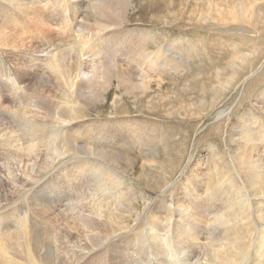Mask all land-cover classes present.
I'll return each mask as SVG.
<instances>
[{
	"label": "rangeland",
	"instance_id": "1",
	"mask_svg": "<svg viewBox=\"0 0 264 264\" xmlns=\"http://www.w3.org/2000/svg\"><path fill=\"white\" fill-rule=\"evenodd\" d=\"M20 1L23 4L12 6L11 0H0V208H10L4 211L5 222L21 218L17 211L21 216L23 209L27 211L28 203L19 197L36 180L50 172L59 177L69 164L84 168L93 160L95 166L68 181L72 190L79 185L77 193L65 183L61 190H52L43 220L33 217L36 208L29 204L33 210L27 232L45 240L46 248L39 251L49 254L51 264H62L60 259L63 264H123V260L158 264L156 249L164 255L167 245L158 235L154 244L152 231L145 226L159 215L162 234L163 216L183 206L192 211L193 221L200 219L194 226L199 240L189 246L186 257L174 243L177 251L167 257L172 264H218L216 253L228 257L219 264H264V194H253L261 188L264 192V0H83L77 3L79 24L74 27L65 24L54 8L44 10L47 21L40 25L42 1ZM63 59L86 63L97 80L92 95L84 91L89 104L78 98L84 108L80 119L64 132L61 124L52 128V113L63 103V82L50 70L58 60L65 68ZM62 71L67 75L72 70ZM77 79L86 88V76ZM140 79L148 89L128 93ZM34 126L43 130L42 139L28 134ZM62 135L74 143L82 135L91 136L93 153L94 147L103 150L102 157L93 154L95 158L104 164L106 151L111 150L117 153L110 162L116 170L127 169L122 158L131 163L127 170L133 168L124 179L119 177L125 201H115L107 192L108 203L98 202L105 216L94 224V235L82 233L79 223L64 216L63 210L74 202L77 213L87 219L92 203H97L93 197L100 200L102 186L116 183L100 170L97 159L77 152L59 157ZM31 137L30 143L37 147L21 151L19 147ZM56 156V163L48 164ZM258 162L263 168L253 181L255 171L247 168ZM23 177L27 181L20 186ZM63 197L71 201L61 204ZM127 207L142 213L137 223L135 215L128 217ZM124 215L128 228L134 227L113 237L103 223L108 218L114 224ZM64 217L70 220L67 226ZM173 219L165 239L168 245L188 229L183 224L195 225L185 218L176 220L175 214ZM57 228L70 238L65 241ZM0 230H9L0 233V241H9L13 261L28 264L21 238L10 233L12 229ZM103 238L108 241L103 243ZM39 255L35 254V262Z\"/></svg>",
	"mask_w": 264,
	"mask_h": 264
},
{
	"label": "bare ground",
	"instance_id": "2",
	"mask_svg": "<svg viewBox=\"0 0 264 264\" xmlns=\"http://www.w3.org/2000/svg\"><path fill=\"white\" fill-rule=\"evenodd\" d=\"M42 2V6L40 7L41 10H42V13L38 16V19L40 20V25H44L45 24V20L47 21V15L44 10L46 9H51V8H54V9H58L56 11L57 14L60 15V18L64 20L65 24H71V26L73 25V27L78 23V20H77V17H78V13L80 12L79 10V4H77L78 2L80 1H83V0H41ZM11 4L12 6L13 5H16V4H23L22 1L20 0H11ZM33 10H35V6H33L32 8ZM69 19V20H68ZM47 24V23H46ZM64 24V23H63ZM79 24V23H78ZM65 26V25H64ZM107 26H104V28H106ZM81 30V29H80ZM134 47V46H133ZM40 52H43V50H41ZM51 53V52H50ZM54 53V52H53ZM43 56H45L46 54H43ZM55 55V54H53ZM115 55V54H114ZM82 57V56H79V58ZM46 58H43L42 60H45ZM57 58L55 57L54 60H56ZM64 60V66L65 68H61V61L58 60L57 61V64H51V67H50V70H53L52 72H55L56 75H55V78L57 80H60L63 82V96L61 97L62 98V101L63 103H61L60 101V107L58 108L57 111H54L52 113L53 115V119H54V122L55 124L53 125L52 128H56L58 126V124H61L60 127H63L61 128L60 130L61 131H66V129H69L70 128V125L77 119H80L79 117L81 116L82 114V111L84 110L83 108V104L81 102H78V98H80L81 101H83L85 104H89V101L87 98H84L83 95H85L84 91L86 90L87 93L89 95H92L93 94V86H96V85H93L94 82H97L96 80V72L94 71V69L92 68H89L88 66V69H87V64L82 62V61H67L65 59ZM66 64V65H65ZM62 70H72L70 73H68L67 75L63 73ZM75 70V71H74ZM83 70H87V71H83ZM85 75L87 80L85 81L86 82V88L85 87H82V84L80 82H78V77L80 75ZM26 76V75H25ZM65 76V78H64ZM89 76V77H88ZM118 76V75H117ZM120 76V74H119ZM129 76V74H128ZM20 77V76H19ZM127 77V76H126ZM130 77V76H129ZM120 78V77H118ZM1 79V78H0ZM122 80V79H120ZM119 79H117V81L119 82L120 81ZM128 80V79H127ZM8 81V80H7ZM10 81V80H9ZM17 81V80H16ZM19 81V80H18ZM121 82V81H120ZM128 82V81H126ZM141 82V79L139 80V83H135V85L133 86V88H129L127 90L128 93H132L133 90H142V91H145L147 90V86H145L143 83H140ZM16 83V82H15ZM87 83H91V85L87 84ZM122 83V82H121ZM125 83V82H124ZM132 83V82H131ZM1 84V83H0ZM9 84V82H8ZM85 84V83H84ZM96 84V83H95ZM14 85V84H13ZM120 85V84H119ZM128 87H129V84H127ZM10 86V85H9ZM121 86V85H120ZM131 86V85H130ZM12 87V86H11ZM15 87V86H14ZM124 87V86H122ZM126 87V86H125ZM124 87V88H125ZM24 88V87H23ZM16 89V88H15ZM18 89V88H17ZM124 90V89H123ZM104 91V89L102 90V92ZM126 91V90H125ZM100 92V91H98ZM38 94V93H37ZM11 96V94H10ZM82 97V98H81ZM14 100V99H13ZM41 102V101H40ZM39 102V103H40ZM43 104V102H42ZM40 106V105H39ZM47 114H51V110L49 109V107L45 106L43 104ZM64 107V108H63ZM68 107H70V109H68ZM15 113V112H14ZM18 114V113H17ZM24 116V115H23ZM29 117V116H28ZM83 117V115H82ZM35 118V117H34ZM21 120H23V118H21ZM29 120V119H28ZM19 122V121H18ZM17 122V123H18ZM11 123V122H10ZM45 123V122H44ZM16 124V123H15ZM12 125V124H11ZM52 125V124H51ZM69 126V127H68ZM6 128V127H5ZM8 128V127H7ZM13 129V128H11ZM71 130V129H69ZM2 132V131H1ZM24 132V131H23ZM28 134L29 135H33L32 137L36 138V139H42L41 136L43 134V130L40 129V127H32V128H28ZM60 132V131H59ZM22 134V133H20ZM1 135V134H0ZM11 136V135H10ZM21 137V136H19ZM32 137L29 138L28 140L25 141V145H22L21 147H19L21 149V151L23 150L24 151H33L37 146L34 144V143H30L32 141ZM48 137V136H47ZM260 137V136H259ZM50 138L52 140V136L50 135ZM91 136H84L82 135V138H79V140L77 142H71L69 137L65 136V135H62L61 139L59 140L60 143H61V150L59 151L58 153V156L61 157L62 155L65 156L67 155V153L69 152H77V154L79 153L80 154H84L82 156H86V157H89V158H92V159H97L98 161H100V158L102 157V152L103 150L102 149H97V147H94V153H93V147H91ZM253 138H254V135H253ZM255 139V138H254ZM49 140V139H48ZM75 141V140H74ZM29 142V143H28ZM33 142V141H32ZM16 143V142H15ZM78 143H81V145H77ZM127 143V142H126ZM9 144V142H8ZM59 145V144H57ZM2 146V145H1ZM9 146V145H8ZM18 146V145H17ZM15 146V147H17ZM54 146V145H52ZM108 146V145H107ZM106 146V147H107ZM40 147V146H39ZM24 148V149H22ZM55 149V147H53ZM6 149H9L7 146H6ZM39 149V148H38ZM58 149V148H57ZM46 150V149H45ZM4 151V150H3ZM9 151V150H8ZM41 151V150H40ZM36 152V151H35ZM57 152V151H56ZM3 153V152H2ZM48 153V151H47ZM15 154V153H14ZM31 154V153H30ZM34 154V153H33ZM42 154V153H41ZM46 154V152H45ZM93 154L96 156L98 155L100 158H95L93 156ZM117 154V153H116ZM114 153V151H106V155H105V163L103 164L102 161H100L102 163V165H99L100 167V170L102 171H106L108 173L107 176H109V181L110 180H114L115 181V185L113 186H102V189H104V191H101V194H100V200H97V198H94L93 197V200H95L97 203H92V207H90L91 209V212L89 213V215L87 216L88 218L86 219L85 216L82 214H78L76 210L78 209H75V207H77L74 202L72 204H69L68 205V208L66 210H63V214L64 216L67 215L71 220L72 222L75 221L77 222V225L79 223V227L81 228L82 230V233L84 232L85 235H94L95 232L93 231L94 230V224H97L99 223L103 216H105V213H103L100 209H99V206H98V202H100L101 200H103L106 204L108 203L107 201V192L114 197V200L115 201H125V199L122 197V195L124 194V192L122 191V193L120 192L119 188H123V186L121 187V179H124L125 178V175L126 173L128 174V172L130 170H132L133 168L127 170L130 166H131V163H128V161L125 159V158H122V162H121V165L125 166L127 169H121L122 171H118L114 168L113 165H111V161H113L115 158H117V155ZM1 155V154H0ZM91 155V156H90ZM115 155V156H113ZM4 156V155H3ZM9 156V155H8ZM35 156V155H34ZM2 157V156H1ZM36 157V156H35ZM53 157V156H52ZM27 158V157H26ZM48 159V158H47ZM51 159V158H50ZM56 158L53 159L52 161H50V165H53L56 163ZM21 160V159H20ZM36 160V158H35ZM34 160V161H35ZM71 162V160H68ZM82 162V161H81ZM44 163V162H43ZM84 164H87V163H84ZM95 164L97 163H94L93 164V160L91 161V164L89 163V165L87 167H84L82 168L80 164H77L75 162L71 163L68 165L69 168H62V175H58L59 177H55L53 176L52 174L49 173V175H47L44 179H40V180H36L33 184H32V187L30 189L32 190H28L26 191L25 193H22L21 196L19 197L20 199H22L23 202L25 203H28L27 204V211H29V213H27L26 210L23 209V206H22V216L19 214V212L17 211L16 213V216H20L21 218H17L16 220H10V221H7L5 222V217L6 219L8 218V216H3V214L6 212L5 210H9V206H3L0 208V229H12L10 230V233H13L15 234L14 236H16L17 238L20 237L21 238V248H25L27 250V259H26V262L28 264H51V261H50V256L48 253H45V252H40V247L41 248H46V243H45V240H38V236L35 237L34 236V233L30 234L29 232H27V229H28V220H29V217L28 215L31 216V212H30V209L33 210V208L35 207L36 210L35 212H33V217L35 218H38L39 220H43L44 219V216L43 214L46 213L45 209L47 208V202H50V193H52V190L54 191V189L56 191L58 190H61L60 187H62L65 183L66 186H68L70 188L71 191L77 193L76 189L79 188V185L76 186V188L74 190H72V186L73 184L72 183H68V181L70 179H76L78 175H80L83 171V169L85 170L86 168H90V167H93L95 166ZM114 164V163H113ZM1 166V165H0ZM43 166V165H42ZM46 166V165H44ZM49 166V165H48ZM117 166V165H116ZM64 167V166H62ZM67 167V166H66ZM260 167H261V163L258 162L257 164H254L252 163L248 168L247 170H254L255 173H254V177H253V181H257V179H259V173H260ZM27 168V167H26ZM44 169H46L45 167H43ZM117 168V167H116ZM263 168V166L261 167ZM10 170V169H9ZM55 170V169H54ZM99 170V169H98ZM98 170H93V175H96L97 176V179L100 178L99 175H98ZM113 171V172H112ZM26 172V171H25ZM41 171H38L37 173H39ZM22 173H24V171H22ZM55 173V172H54ZM262 173H264V169H262ZM27 174V173H26ZM25 174V176H26ZM31 174V173H30ZM222 174V172H221ZM21 175V174H20ZM39 175V174H38ZM84 175V174H82ZM92 175V176H93ZM24 176V177H25ZM34 176H37V175H34ZM22 178L19 182L20 186L23 184V183H26L27 181V178L30 177V180L29 181H33L34 178L31 177V176H28L27 178ZM88 177V176H87ZM120 177V178H119ZM261 177V176H260ZM228 178V182L229 184H231L232 186L235 187L233 181L231 179ZM262 178V177H261ZM81 179V178H80ZM13 180L17 181L15 177H13ZM100 181L101 183L104 182L103 179L100 178ZM73 182V181H72ZM80 182V180H79ZM82 183V182H81ZM7 185V184H6ZM65 186V187H66ZM90 186V185H89ZM230 186V185H229ZM262 186V185H261ZM238 187L241 189H244L245 187L242 186V184H239ZM264 187V186H263ZM9 188V187H8ZM116 188V189H114ZM131 188V186H130ZM110 189V190H109ZM128 189V188H127ZM236 189V187H235ZM99 190V189H98ZM101 190V189H100ZM106 190V191H105ZM264 190V188H263ZM69 192V191H68ZM121 193V194H120ZM242 195H246L248 192H241ZM25 194V195H24ZM93 194V193H92ZM253 194H264V192L262 191V188L261 190H257L255 193ZM74 195V194H73ZM95 195V194H94ZM119 195V197L117 198V196ZM60 196V195H58ZM166 196V195H165ZM18 198V200H19ZM53 198V197H52ZM133 198V197H131ZM144 198V197H143ZM127 199V198H126ZM134 199V198H133ZM145 199V198H144ZM53 200V199H52ZM92 199H90L91 201ZM71 200L67 198L65 199L64 197L61 198L60 200V203L62 204L63 202H66L67 204L70 202ZM112 201V200H110ZM17 202V200H16ZM23 203V204H25ZM29 204H32L33 205V208H32V205L29 206ZM54 205V204H53ZM171 205V204H170ZM26 206V205H25ZM43 206V208H42ZM86 206V205H85ZM14 208V207H13ZM41 208L39 211L38 209ZM52 208V207H51ZM87 208V206H86ZM49 210V209H48ZM93 210L96 214L93 215ZM186 210V212L184 213L183 211ZM5 211V212H4ZM21 211V210H20ZM127 211V215L128 217L130 218L131 216L135 215L136 216V219H134L135 223H137L140 219V217L142 216V213L140 212H135L132 210L131 207H127V209L125 210ZM188 211V212H187ZM192 212V211H191ZM188 208L186 209L184 206L183 207H174L173 209L169 210L164 216L163 218L165 219L164 221V224L162 225V234L159 233V225H160V220L161 218L159 219V215L156 216L155 218H153L154 216H152L149 220V222L146 224V229H148L149 231H152V239L154 240V244H156L158 242V239H157V235L159 238H161V240L164 242L166 246V248L162 249L163 252H164V255L162 254V252L160 251V249L157 247L156 249V255L158 257V264H172V262L170 260L167 259V257L171 256L172 253H174L175 251H177L175 248H174V243H177V246L178 248L180 247L181 248V252H182V256L183 257H186L185 255V252H188V248L189 246L192 247L194 245L193 242H197L199 240V238H197V235H198V232L196 230V228L194 226H199V223H200V219L198 220H194L191 219L192 217L190 216V214H192ZM47 214V213H46ZM45 214V215H46ZM174 214L176 216V220H183V218H185V220L187 222L191 221V222H194L195 225H190V224H183V226L185 227V229H187L186 231L182 232L181 233H178L179 236H176V238H174V242L171 243L170 245L169 242H167L165 239H166V235L169 233V232H172V225H173V217H174ZM58 215V214H57ZM209 215V214H207ZM15 216V218H16ZM62 216V215H61ZM182 216V217H181ZM188 216V217H187ZM193 216V215H192ZM199 216V215H198ZM197 216V217H198ZM191 217V218H190ZM200 217V216H199ZM42 218V219H41ZM67 219L66 223H65V226H67L69 223L68 221V218L67 217H64ZM95 218V220H93ZM106 218V217H105ZM126 215L124 216H121L119 220L115 221V225L113 224L112 220H109L108 218H106V223L104 222L103 224L106 225L109 230V233H113V234H110V235H114L113 237H117L127 231H130V229H132L134 227V225L130 226L128 228V224L126 222ZM162 218V219H163ZM208 218V217H207ZM21 219V220H20ZM159 219V220H158ZM19 220V221H18ZM207 220V219H206ZM208 220H211L208 219ZM18 222V223H17ZM229 221H227L228 223ZM190 223V222H189ZM222 223V222H221ZM40 224V223H39ZM76 224V223H74ZM8 226L9 228H6L4 226ZM222 227H220L221 229H223L224 231H226V227H224V224L222 223ZM64 227V226H63ZM62 227V228H63ZM60 228V229H62ZM66 228V231H68L67 229H71V228H68V227H65ZM75 228V227H74ZM215 228V227H214ZM31 229V228H30ZM58 229V228H57ZM60 229H58L59 233H62V231H60ZM175 229V228H174ZM56 230V229H55ZM65 230V229H64ZM147 230V231H148ZM146 231V232H147ZM3 232H6V233H9V230L7 231H3ZM3 232H1L0 230V233L2 234ZM94 232V233H93ZM101 232V231H100ZM258 232V231H257ZM69 233V232H67ZM97 233V232H96ZM151 232H149L150 234ZM159 233V234H158ZM0 234V235H1ZM75 235V234H74ZM99 235V234H98ZM41 236V235H40ZM59 236H61L63 239L65 238V241L66 239L68 240V236L66 237V235H62L60 234ZM58 236V237H59ZM175 236V235H174ZM32 237V238H31ZM74 237V236H73ZM95 237V236H94ZM100 237V236H99ZM105 237V236H104ZM112 237V238H113ZM90 238V236H89ZM140 238V237H139ZM169 238V237H168ZM206 238V237H205ZM74 239V238H73ZM97 239V238H95ZM105 238H103L104 240ZM138 239V237H137ZM19 240V238H18ZM72 240V239H71ZM151 240V239H149ZM89 241V240H88ZM92 241L90 244L93 243V237H92ZM108 239H105L103 243L107 242ZM157 241V242H156ZM202 241V240H201ZM211 241V240H210ZM264 240H261V245L264 246ZM209 242V241H208ZM3 243H8L6 245H3ZM80 243V242H79ZM88 244V242H86ZM85 243V244H86ZM9 241L8 240H5V239H2L0 241V264H16L14 261H13V256L10 254L12 252H9L8 251V245H9ZM148 244V242H147ZM162 244V245H164ZM79 245V244H78ZM93 245V244H92ZM99 246L103 245L102 243L101 244H98ZM158 245V244H157ZM98 246V247H99ZM159 246V245H158ZM85 247V246H83ZM148 247V246H147ZM119 248V247H117ZM149 248V247H148ZM19 249V248H18ZM83 249V248H81ZM122 249V248H121ZM79 250V249H78ZM93 250V249H91ZM90 250V251H91ZM120 250V249H119ZM82 252H84L83 250H81ZM79 251V253L81 252ZM78 252V251H77ZM89 252V251H88ZM111 252V251H110ZM180 252V251H179ZM37 253H40L39 257H40V261L38 260L37 262H35V254ZM76 253V252H75ZM85 254V253H84ZM148 254V253H147ZM133 255V254H132ZM217 257H218V264H219V261L220 260H224V259H227L228 257H223L222 254H219V253H216ZM75 256V255H74ZM83 256V254H82ZM162 257V260H161V257ZM75 258H78V256H75ZM80 258V257H79ZM123 258V257H122ZM170 258V257H169ZM192 258V257H191ZM65 259V258H64ZM114 259H117V256L114 257ZM127 259V258H126ZM154 259V258H153ZM180 259V258H179ZM15 260V259H14ZM52 260V259H51ZM68 261V259H66ZM79 259H77V262H78ZM119 260V259H118ZM123 260V259H122ZM121 260V261H122ZM155 260V259H154ZM125 260L122 261L123 264H126L124 262ZM190 261V260H188ZM41 262V263H40ZM53 262V261H52ZM60 262L63 264L64 261L62 259H60ZM117 261H115L116 263ZM142 262V261H141ZM183 262V261H182ZM191 262V261H190ZM207 262V261H206ZM204 262V263H206ZM135 263V262H134ZM184 263V262H183ZM21 264V263H19Z\"/></svg>",
	"mask_w": 264,
	"mask_h": 264
}]
</instances>
